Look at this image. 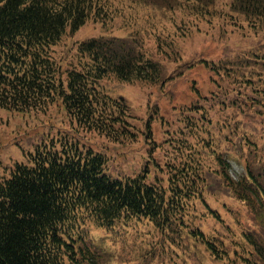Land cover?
Returning <instances> with one entry per match:
<instances>
[{
  "label": "trees",
  "instance_id": "16d2710c",
  "mask_svg": "<svg viewBox=\"0 0 264 264\" xmlns=\"http://www.w3.org/2000/svg\"><path fill=\"white\" fill-rule=\"evenodd\" d=\"M128 2L180 10L179 22L172 19L173 37L186 34L182 23L196 26L213 18L243 27L245 39L264 31V0ZM111 6L109 0H0V108L26 112L59 102L86 129L117 142L136 141L127 122L134 114L129 104L103 91L100 82L113 76L161 92L173 76L182 75L168 74L163 65L178 62L173 40L153 32V25L146 29L151 47L143 46L137 28L129 37L90 36L73 42L75 61L65 69L53 49L64 34L76 33L89 19L107 28ZM262 47L264 43L243 55L200 60L202 70L192 72L190 97L175 105L178 115L172 112L167 120L175 122L174 131L181 134L177 146L183 159L167 163L164 182L149 179L146 170L134 175L114 172L105 153L82 148L75 139H67L63 148L54 146L56 138L49 139L37 145L28 162H15L0 177V264H108L111 251L103 241L96 242L91 231L102 229L110 236L142 220L168 241L157 242V255L189 254L191 241L220 258L213 236L199 224L208 217L220 220L204 195L209 179L220 178L238 199L254 206V195L264 192L261 174L253 171L248 158L243 159V178L232 177L226 151L239 158L243 147L256 151L255 130L264 138ZM151 131L148 118L142 129L146 142L152 140ZM207 156L214 167L205 161ZM259 214L264 221V211ZM241 236L248 243L235 245L240 248L236 258L244 264H264L263 240L251 232Z\"/></svg>",
  "mask_w": 264,
  "mask_h": 264
},
{
  "label": "rangeland",
  "instance_id": "374dc122",
  "mask_svg": "<svg viewBox=\"0 0 264 264\" xmlns=\"http://www.w3.org/2000/svg\"><path fill=\"white\" fill-rule=\"evenodd\" d=\"M109 2L112 6L107 28L102 27L98 21L89 19L76 33L64 34L54 46V54L62 69L69 67L71 61H75L72 50L74 41L103 34L129 37L131 34L134 35L133 31L137 28L141 31L138 38L143 46L151 47L152 36L146 29L153 25V32L159 33L167 40H173L172 47L179 58L178 62L163 61L167 73L177 75L180 72L182 75L178 78L173 76L161 92H156L154 87L138 81L124 82L113 76L101 80L103 91L119 95L129 104L134 114L127 117V122L133 125L131 129L137 134L136 141L131 139L117 142L86 129L72 119L59 102L26 112L0 108V177L6 175L15 162H28V157L36 152L38 144L56 138L54 146L58 148H63L64 142L65 147L67 139H75L82 148L92 146L100 150L108 157V163L114 172L134 175L146 170L149 171V179L164 182L167 163H178L183 159L177 146V139L181 134L174 131L176 123L172 119L178 115L175 105L186 102L191 95L189 88L191 78L195 75L192 72L202 70L200 60L243 55L249 49L258 50L259 45L264 43V31L245 39L241 34L243 27L229 24V20L224 22L221 18H213L209 23L199 22L196 26L182 23L181 27L186 34L182 37H173L169 34L174 29L172 21L179 22L180 10L166 11L159 6L145 3L134 5L128 0ZM154 57L158 58L157 55ZM155 108L158 109V114L154 111ZM172 112L176 115L169 123L167 120ZM161 113L164 117L159 116ZM148 118L152 128L151 142H146L145 134L142 132ZM255 131L257 135L253 134V140L257 144H252V147L256 151L243 147V152L238 158L234 151L226 150L231 165L229 172L235 180L243 178L246 165L243 164V159L248 158V164L252 166L253 171L260 172L258 181L264 188V138L260 139L259 130ZM221 148L222 150L226 148L225 143L221 144ZM206 152L207 148L203 153ZM205 161L214 167L211 156H207ZM247 183L252 186V183ZM204 195L207 202L219 211L220 220L208 217L199 224L209 237L213 236V242L220 249L218 251L220 258L209 254L199 243L192 242V246L191 241L188 242L189 254L180 252L179 255L173 254L172 258L168 255H157L160 249L157 242L166 239L146 220L134 222L110 236L102 229L92 230L91 235L96 242L103 241V246L111 251V260L108 264H244L242 260L236 258L240 248L235 245L247 246L248 241L245 243L241 236L244 232H251L253 237H259L264 242V221L259 214L264 211L262 207L259 208L260 204L264 205V192L263 196L254 195L256 197L253 199L254 206L238 199L224 181L213 176L209 179ZM202 206L198 204V209ZM252 254L253 258L258 259L255 252Z\"/></svg>",
  "mask_w": 264,
  "mask_h": 264
}]
</instances>
